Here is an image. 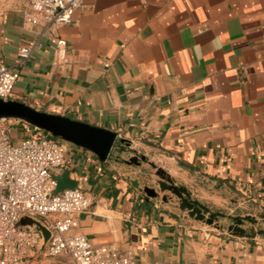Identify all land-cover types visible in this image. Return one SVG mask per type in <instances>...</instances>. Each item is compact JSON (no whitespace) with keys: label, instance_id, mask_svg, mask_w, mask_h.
Instances as JSON below:
<instances>
[{"label":"crops","instance_id":"crops-1","mask_svg":"<svg viewBox=\"0 0 264 264\" xmlns=\"http://www.w3.org/2000/svg\"><path fill=\"white\" fill-rule=\"evenodd\" d=\"M28 10L0 0V59L33 48L9 100L116 134L105 161L58 139L57 177L91 201L73 232L131 250L134 264H264V235L228 231L264 214V0H83L58 32L26 24ZM152 165L222 217H191Z\"/></svg>","mask_w":264,"mask_h":264},{"label":"built area","instance_id":"built-area-1","mask_svg":"<svg viewBox=\"0 0 264 264\" xmlns=\"http://www.w3.org/2000/svg\"><path fill=\"white\" fill-rule=\"evenodd\" d=\"M83 0H29L24 14L28 25H44L53 31L69 25ZM33 48H21L13 63L0 59V99L9 100L18 80L15 66L28 59ZM55 63L66 60V41L58 37ZM25 133L13 139L10 128ZM66 163L58 138L18 119L0 118V264H29L30 258L67 256L73 264H134V253L115 244L94 245L73 232L78 216L91 201L86 192L73 188L57 191L56 171ZM37 218L44 233L18 226L20 217ZM42 249L40 250V245Z\"/></svg>","mask_w":264,"mask_h":264},{"label":"water","instance_id":"water-1","mask_svg":"<svg viewBox=\"0 0 264 264\" xmlns=\"http://www.w3.org/2000/svg\"><path fill=\"white\" fill-rule=\"evenodd\" d=\"M0 118L24 121L31 126L47 132L52 137L60 138L93 152L101 161L106 160L116 140V134L110 131L66 117L39 112L18 101H4L0 99ZM120 141L121 143H126L123 139ZM130 162L136 163V160L131 159ZM152 167L156 170L155 175L159 179L160 190H168L173 193L179 200V207L186 209L191 217H194L196 220H206L208 224H212L222 217V215L210 213L205 207L195 201H191L186 190L183 187L172 184L171 179L164 170L154 165ZM57 181L58 192L72 188L64 186L63 177L57 178ZM145 193L151 197L155 196L154 189L146 188ZM259 218L264 219V214L260 215ZM256 223L257 220L255 218H234V225L230 226L228 231L239 236L254 237L256 235H264V230H254L253 226ZM245 224L248 226V232L242 227ZM18 226L37 230L42 234L44 233L43 225L37 218L22 216L18 221ZM42 245H40V250L43 248Z\"/></svg>","mask_w":264,"mask_h":264},{"label":"rangeland","instance_id":"rangeland-1","mask_svg":"<svg viewBox=\"0 0 264 264\" xmlns=\"http://www.w3.org/2000/svg\"><path fill=\"white\" fill-rule=\"evenodd\" d=\"M10 136H11V138L16 139V136L17 135H16V133L11 132L10 133ZM58 139H60V138H58ZM255 219L257 220V224H255L253 226L254 227V230L255 231L264 230V220H261L259 217H256ZM244 229H246V231L249 230L247 224H245V228Z\"/></svg>","mask_w":264,"mask_h":264}]
</instances>
